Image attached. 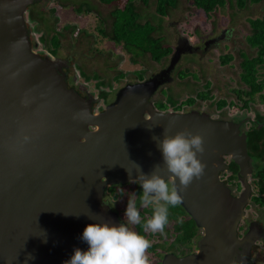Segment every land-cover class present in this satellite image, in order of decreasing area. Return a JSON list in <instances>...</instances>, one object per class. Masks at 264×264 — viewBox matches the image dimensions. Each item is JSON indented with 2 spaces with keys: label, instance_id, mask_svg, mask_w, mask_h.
<instances>
[{
  "label": "water",
  "instance_id": "1",
  "mask_svg": "<svg viewBox=\"0 0 264 264\" xmlns=\"http://www.w3.org/2000/svg\"><path fill=\"white\" fill-rule=\"evenodd\" d=\"M35 1L0 0V264H64L75 248L86 251L87 225L120 224L102 204L104 190L136 180L140 168L149 174L156 164L167 179L157 143L184 129L204 139L198 158L205 174L180 191L179 205L202 234L195 253L167 254L161 264H236L237 249L249 243L247 235L236 237L250 173L238 125L154 109L150 97L169 80L177 55L159 74L124 85L94 111L95 99L67 87L64 62L32 51L24 15ZM83 109L86 120L79 118ZM224 157L238 168L243 189L237 198L219 181L228 168ZM168 180L179 187L178 178Z\"/></svg>",
  "mask_w": 264,
  "mask_h": 264
},
{
  "label": "rangeland",
  "instance_id": "2",
  "mask_svg": "<svg viewBox=\"0 0 264 264\" xmlns=\"http://www.w3.org/2000/svg\"><path fill=\"white\" fill-rule=\"evenodd\" d=\"M127 1L116 0L109 5L101 3L100 0H53L52 4H49L51 0L39 2L34 11L42 12L45 25L49 26L51 31L46 33L44 44L38 41L43 29L38 21L27 20L26 11L24 20L30 47L41 57L47 56L64 62L66 68L63 69H69L68 77H74L75 85H80L88 92V99H96L100 92L105 94L117 92L115 90L125 84L139 82L136 81L139 77L138 73L143 80H146L168 65L169 56L154 63L149 54L145 53L132 62L130 56L120 46L110 41L115 22L110 13L116 9L120 11ZM131 4L138 15L136 22L138 24L146 22L153 26V38H160L162 46L171 49H174L179 40H184L187 45L200 47L211 35L215 36L223 30L226 31V35L219 39L217 44L208 46L205 51L184 53L172 73V81L163 85L161 91L154 94L152 101L167 103L171 98L175 102H182L187 97L194 96L196 92L203 91L202 86L205 82H211V88L206 92H210L215 100L221 98L232 104L224 107L223 113L219 115L220 118H228L232 115L235 118H252L255 112L264 114V104L257 100V95L253 97L254 102L248 105L249 110L242 111V103L231 93L233 89L246 91V87L240 84L238 78L240 72L238 64L241 60L239 54L254 56L255 52L247 46L245 38L251 34L248 21L260 19L264 15L261 2L246 3L243 9H237L227 3L223 9H216L206 16L192 5L191 0H177L175 8L168 10L166 16L162 18L156 15L153 0H148L146 4L141 0H132ZM50 7L53 12H49ZM77 8H80L81 13H76ZM85 9L88 10L87 13L84 12ZM51 34H55L58 38L56 57L49 56L52 47L47 40ZM224 55L231 56L232 60L222 66L219 62L220 57ZM178 71L180 73L177 77ZM181 72L186 73L185 78ZM263 74L264 65L258 70L259 80L262 79ZM189 75H194L197 82L193 80L194 76L192 79ZM113 96L114 94L110 95L112 101ZM97 105L99 106V103L94 106L92 104V108ZM167 108L169 110L170 106L168 105ZM225 175L228 176V173ZM234 182L235 180L229 184ZM116 189L121 191L123 187L114 185L105 189V199L111 206L115 205L122 195V192L116 193ZM121 203L118 206L126 210L127 203L123 206ZM119 211L121 209L118 210V215L115 213L118 222H123L129 227L130 224L125 220L123 212ZM254 257L264 264V251H257Z\"/></svg>",
  "mask_w": 264,
  "mask_h": 264
},
{
  "label": "flooded vegetation",
  "instance_id": "3",
  "mask_svg": "<svg viewBox=\"0 0 264 264\" xmlns=\"http://www.w3.org/2000/svg\"><path fill=\"white\" fill-rule=\"evenodd\" d=\"M46 1H48V0H37V1L33 2L32 5L27 7V15L30 11H32V12L36 11L35 8L39 2H46ZM52 3H53V0H51V2L49 4H52ZM56 6L59 7L58 5H56ZM48 9H49V12L52 11V7L48 8ZM76 13H81V12H77V10H76ZM27 20H28V16H27ZM30 22H32V21H30ZM69 25H71V24H69ZM48 32H50V31H48ZM225 35H226L225 30L221 31L219 34H217L215 36L211 35L209 38L206 39L205 42H202L200 47H199V45L198 46H190V45H187L184 40H179V41H177V44L174 47V49L169 48L170 53L165 57L169 56V63H170L171 59L175 55H177L176 62L173 66V69L169 72V80L166 83L160 85L155 90L153 95L150 97V102L152 103L154 109L158 112H163V113L174 112V113H179V114L180 113L184 114V113H189V112H196L198 114L206 115L210 120H213V121L231 122L233 124L238 125L239 132L242 135H244V137H245V146H246V153L249 157L250 173L246 177V183H247L248 189H249L248 190L249 191L248 202L246 204H244V206L242 208L243 218H242V220L239 221V223L237 225L236 237L238 240H240L241 238H244L247 235L245 241H248V239H249V241H248L249 243L247 245H245V248H243V249L238 248L237 249V263L236 264H263L262 262H260V260H258L254 256H255V253L257 251H259V252L264 251V133H263L264 132V114L255 112L253 114L252 118H235L234 115L228 116V118H220L219 115L223 113L224 107L231 106L232 104L230 102H226L224 99H221V98L215 100L214 97H212L209 94L210 92H206L208 89L211 88V82H205V84L202 86V87H204L203 91L196 92L194 96L187 97L182 102H175L173 99L169 98V100L175 102V104H173V105H171L168 102L169 100L167 101V103L152 101V97L154 96V94L157 91L160 92L161 91L160 88L163 85L172 81V73L174 72L177 63L179 62L180 57L183 56L184 53L190 54V53H195L198 51L203 52L206 50V48L208 46H213V45L217 44L218 40L223 38ZM41 36H44V38H45L46 35L42 33L39 36V38L37 39L38 41H40ZM52 36H55L57 38V36L55 34H51L49 36L47 41H48L50 46H51ZM57 42H58V38H57ZM197 43H199V41H197ZM58 45H59V43L57 44V48H58ZM247 46L249 48H251L248 44H247ZM34 48H36V47H34ZM251 49L254 50L255 53H254L253 57H255L256 56V50L254 48H251ZM241 55H243L247 59L253 58V57H247L244 54H239L241 60H242ZM49 56L56 57V50H53V48H50ZM165 57H163V58H165ZM163 58H161V59H163ZM221 59L225 63H222ZM160 60L158 62H160ZM231 60H232L231 56L224 55V56L220 57L219 64L222 66H225ZM241 60H240V62H241ZM158 62H154V63H158ZM240 62L238 64L239 70H240V72L238 73V78H239L240 84H242L244 87H246V91H240L238 89H233L231 93L233 95H235L238 98V100L242 103V105H241L242 109L241 110L247 111V110H249L248 105L251 104V102H254L253 97L255 95H257V100H259V102L264 104V100H261V96H264V90L259 91V92L250 93V88L240 80V75L243 74V71L240 68ZM169 63H168V65H169ZM263 65H264V61H263L262 65L255 67V70H256L255 82L256 83L261 82V83H263V86H264V74H263V77L261 80H259V77H258V70L260 68H262ZM167 66L163 69H160V71L158 73H155L154 75L159 74L161 71L166 69ZM67 70H69V69H67ZM67 70L62 69V71L66 75L65 78H66V82H67V87L70 89H73L75 92L78 93L79 96H81V97L86 96L87 98H89V94L86 90H83L80 85H75V78L72 76H70V78L68 77L69 72ZM179 73H180V71H178L176 73L177 77H178ZM181 73L184 74L183 78H185L186 73L185 72H181ZM138 75H139V77H138V80H136V81H139V82L141 80L143 81L141 74L138 73ZM154 75H151L150 77H152ZM189 76H190V78H192V76H194V75H192V76L189 75ZM182 79H179V80H182ZM193 80L195 82H197L196 77ZM135 83H138V82H135ZM131 84H134V83H131ZM119 89H117V90H119ZM117 90H115V91H117ZM115 93L116 92H110V93L105 94L104 92H100L98 94L97 98L95 99L97 102L93 103V106L97 103H99V106L97 105L96 107H94V110L101 111L103 107H105L107 104L111 103L112 100L110 99V95L114 94V96H115ZM114 96H113V99H114ZM243 97H245V99H243ZM189 101H190V103H188ZM219 102H224V105L218 106ZM159 104H163L165 106V109L160 110L158 108ZM168 105L170 106V109H169L170 111L167 108ZM200 106H202V107L199 109ZM209 107H211V108H209ZM251 132H255V133L259 132V134L263 133V136H261L259 138L252 136L251 137L252 139H250L249 134H251ZM253 147H254V149H253ZM255 148H257L256 151H255ZM231 162L232 161L228 157H224V163L226 164V166L228 168L219 174V181H221L223 183V185L228 189L231 197L237 198V197H239V194L241 193V190L243 189V187L240 185V183L238 181V176H237L238 168H237L236 174L234 175V179L231 178L232 174H231V171L229 170ZM225 173H228V176H226ZM233 180H235L234 184L230 185L229 183L232 182ZM127 184H129V183H127ZM140 192L142 194L141 190H140ZM105 196L106 195H105V190H104V195H103L102 200H101L103 205L108 206V208L111 211H113L114 213H116L117 215H118L119 209H121V211H119V212H123V209L118 206V204L120 205V202H121L120 199H118V201L116 202L115 205L111 206L109 204V202L105 199ZM178 207L180 208L179 205H178ZM139 211H140V213L143 212L142 217H144V219H148L151 216H149V215L147 216V214L149 212H153V209L150 206H148V207L140 206ZM177 211L180 212L179 215H178ZM181 211L183 213H181ZM181 211L176 210L175 214H172L173 221H171L172 223L169 222L166 225L163 234H161L159 232L152 233L151 231H145L144 227L142 228V235H144L147 239L149 238V240L151 241V247L150 248H152V251L150 250V248L147 251V255L150 259L151 264H161L163 256H165L167 254H173L177 258H180V257H184L187 255H191V254L196 252V243L202 234L200 229L195 227L196 229L193 232V236H191L189 238V240L186 241L185 243H183L182 245L176 241L177 237L181 234V231L183 230V226H185L189 221H191V219L185 214V212L182 209H181ZM123 214H124V212H123ZM121 223H123V222H121ZM177 224H179V225H177ZM168 225H170V226L168 227ZM129 227L134 230L132 224H130ZM180 229H181V231H180ZM153 248H154V250H153Z\"/></svg>",
  "mask_w": 264,
  "mask_h": 264
},
{
  "label": "clouds",
  "instance_id": "4",
  "mask_svg": "<svg viewBox=\"0 0 264 264\" xmlns=\"http://www.w3.org/2000/svg\"><path fill=\"white\" fill-rule=\"evenodd\" d=\"M79 118H89L87 109L82 110ZM157 147L167 172L171 174L168 178L172 177L175 181L178 178L179 187L176 183L170 186L168 178L159 174V164L149 174H145L137 164L140 171L136 180L130 182L139 183L142 187L140 205L153 209L151 217L143 224L145 231L163 234L169 223V206L175 207L183 202L180 191L194 179H200L207 165L198 158V154L202 156L205 151L203 137L188 129L178 131L174 136L164 134ZM124 216L128 224L141 223V214L134 199H128ZM81 239L88 244V249L82 251L75 248L64 264H151L147 255L151 241L125 223L117 226L104 220L89 224L83 230Z\"/></svg>",
  "mask_w": 264,
  "mask_h": 264
},
{
  "label": "trees",
  "instance_id": "5",
  "mask_svg": "<svg viewBox=\"0 0 264 264\" xmlns=\"http://www.w3.org/2000/svg\"><path fill=\"white\" fill-rule=\"evenodd\" d=\"M114 1L116 0H100V2L105 5H109ZM141 1L142 3L146 4L148 0ZM131 2L132 0H128L120 11L116 9L110 13L113 20H115V22L113 23V32L111 36L112 40L110 41L113 42L114 45L120 46L121 49L130 56L129 58L132 62H134L136 58L145 53L149 54V57L153 62H158L161 58L167 56L170 53V49L169 47L162 46V40L160 38H153V26L146 22L143 24H138L136 22L138 15L134 12ZM153 2L156 15L162 18L166 16L168 10H172L175 8L177 0H153ZM259 2L263 4L262 10L264 11V0H191L192 5L206 16L211 14L216 9H223L227 3L229 6H234L237 9H243L246 3L257 4ZM76 10L77 12H80V8H77ZM84 12L87 13L88 10L85 9ZM27 16L29 21H38V23L41 25L40 27L43 29V34L46 35L48 31H51L49 26L45 25L44 18L42 17V12L37 13L30 11ZM248 23L251 29V34L245 38V41L251 48H254L256 50V56L252 59H247L246 57L241 55L242 60L240 62V68L243 71V74L240 75V80L250 88V93H253L264 90L263 83L255 82V67L262 65L264 61V16L261 19L249 20ZM40 41H42L43 43L46 41L44 36L40 37ZM57 44V38L55 36H52L51 46L53 50L57 49ZM222 63L225 62L222 61ZM261 100H264V96H261ZM168 102L171 105L175 104V102L171 100H169ZM188 103H190V101ZM220 105L223 106L224 102H219L218 106ZM158 108L160 110H164L165 106L163 104H159ZM263 133L259 134V132H251V134H249V138L252 139V136L259 138L263 136ZM256 150L257 148H255V151ZM229 170L232 174L231 178L234 179L237 167L232 162L230 163ZM128 185L129 184H125L124 186H122L123 189L121 191L116 189V193L122 192V195L120 197V200L122 202L121 204L122 206L126 205L128 199L132 198L136 201L137 207L139 209V207L141 206L140 189L135 183L130 184L132 185L131 187H129L130 185ZM124 210L125 209H123V212ZM176 210L181 211L178 206H176V208L169 206V222L173 221L172 214H175ZM177 213L178 215L180 214L179 211H177ZM181 213L183 212L181 211ZM140 214L141 223L132 224V226L137 233L142 235L143 224L147 219H144V217H142L143 212H141ZM150 214L152 215V212H149L147 216H151ZM188 224H190V226H183L182 231L180 229L181 234L177 237L176 241L181 245L188 241L189 238L193 236V232L195 231L193 222L189 221L187 225ZM150 250L152 251V248H150Z\"/></svg>",
  "mask_w": 264,
  "mask_h": 264
}]
</instances>
